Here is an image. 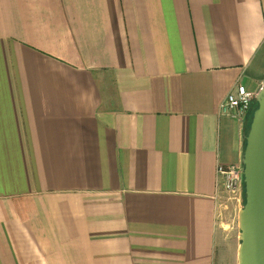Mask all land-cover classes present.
Wrapping results in <instances>:
<instances>
[{
    "label": "crops",
    "instance_id": "crops-1",
    "mask_svg": "<svg viewBox=\"0 0 264 264\" xmlns=\"http://www.w3.org/2000/svg\"><path fill=\"white\" fill-rule=\"evenodd\" d=\"M263 78L264 0H0V264L230 260Z\"/></svg>",
    "mask_w": 264,
    "mask_h": 264
},
{
    "label": "water",
    "instance_id": "water-1",
    "mask_svg": "<svg viewBox=\"0 0 264 264\" xmlns=\"http://www.w3.org/2000/svg\"><path fill=\"white\" fill-rule=\"evenodd\" d=\"M254 99L241 157L245 197L237 213V264H264V78Z\"/></svg>",
    "mask_w": 264,
    "mask_h": 264
},
{
    "label": "built area",
    "instance_id": "built-area-1",
    "mask_svg": "<svg viewBox=\"0 0 264 264\" xmlns=\"http://www.w3.org/2000/svg\"><path fill=\"white\" fill-rule=\"evenodd\" d=\"M255 92L245 85L237 83L233 90L229 91L219 105L220 112L235 118L244 119L251 112ZM216 173L218 184L228 199L241 203L243 196L242 164H217ZM222 200V199H221ZM222 204V202H220Z\"/></svg>",
    "mask_w": 264,
    "mask_h": 264
},
{
    "label": "rangeland",
    "instance_id": "rangeland-1",
    "mask_svg": "<svg viewBox=\"0 0 264 264\" xmlns=\"http://www.w3.org/2000/svg\"><path fill=\"white\" fill-rule=\"evenodd\" d=\"M249 115L250 113L247 116L248 119H249ZM223 196L224 197L222 200V206L220 207L223 208L222 214L224 215V217L226 216V218L223 217V220L226 222V225H228L227 227L228 231L230 230L229 236H231L230 238L231 243L229 246H232V257L230 260L228 257L224 258L222 264H231V263L237 264L236 249L239 243V240H238L239 229H238L237 213H238L239 208L243 204V196H242V200L240 204L237 203L235 200L227 199L225 194Z\"/></svg>",
    "mask_w": 264,
    "mask_h": 264
},
{
    "label": "trees",
    "instance_id": "trees-1",
    "mask_svg": "<svg viewBox=\"0 0 264 264\" xmlns=\"http://www.w3.org/2000/svg\"><path fill=\"white\" fill-rule=\"evenodd\" d=\"M253 105H254V106H252V109H251V112H250V115H249V119L247 120L246 125H245V134L247 133L248 128H249V124H250L251 117H252V112H253L254 108L257 106V103H256L255 100H254V102H253ZM253 107H254V108H253ZM244 197H245V195H244V184H243V202H244Z\"/></svg>",
    "mask_w": 264,
    "mask_h": 264
},
{
    "label": "flooded vegetation",
    "instance_id": "flooded-vegetation-1",
    "mask_svg": "<svg viewBox=\"0 0 264 264\" xmlns=\"http://www.w3.org/2000/svg\"><path fill=\"white\" fill-rule=\"evenodd\" d=\"M254 102V101H253ZM253 105V104H252Z\"/></svg>",
    "mask_w": 264,
    "mask_h": 264
}]
</instances>
